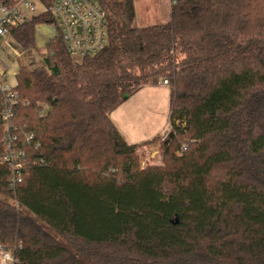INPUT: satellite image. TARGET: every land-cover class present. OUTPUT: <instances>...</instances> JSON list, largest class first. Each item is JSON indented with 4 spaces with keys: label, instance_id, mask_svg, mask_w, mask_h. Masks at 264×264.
Wrapping results in <instances>:
<instances>
[{
    "label": "trees",
    "instance_id": "1",
    "mask_svg": "<svg viewBox=\"0 0 264 264\" xmlns=\"http://www.w3.org/2000/svg\"><path fill=\"white\" fill-rule=\"evenodd\" d=\"M97 1L102 51L75 60L57 36L41 66L18 68L13 123L39 146L13 191L0 166V246L14 264H264V0H176L148 26L133 0ZM53 23L8 36L31 52ZM163 79L175 135L162 165L139 169L137 147L159 136L129 144L110 114ZM2 135L0 118V149Z\"/></svg>",
    "mask_w": 264,
    "mask_h": 264
},
{
    "label": "built area",
    "instance_id": "2",
    "mask_svg": "<svg viewBox=\"0 0 264 264\" xmlns=\"http://www.w3.org/2000/svg\"><path fill=\"white\" fill-rule=\"evenodd\" d=\"M176 0H170L174 4ZM48 13L54 20V37L60 36L67 54L81 60L97 55L108 43L106 14L97 0H51L45 5L41 0H0V37H8V29L19 27L32 18ZM166 85L167 80L163 79ZM16 84H9L0 75L3 122L1 138L0 166L9 169L8 188L13 191L23 180L28 169L27 147L38 148L34 134L20 129L13 123L15 106L18 102ZM28 104L27 101L24 102ZM46 106L38 108L39 116L46 114ZM186 149L182 145L180 151ZM42 164L41 161L33 162ZM0 264H14L12 251L0 246Z\"/></svg>",
    "mask_w": 264,
    "mask_h": 264
},
{
    "label": "rangeland",
    "instance_id": "3",
    "mask_svg": "<svg viewBox=\"0 0 264 264\" xmlns=\"http://www.w3.org/2000/svg\"><path fill=\"white\" fill-rule=\"evenodd\" d=\"M167 0H133L135 11V26L160 24L167 15ZM14 42L8 38L0 46V69L10 67L17 71L19 66L39 67L45 49L24 52L15 57ZM19 50V49H18ZM20 51V50H19ZM169 87L161 82L155 86H145L136 91L110 114V119L116 126L123 139L129 144H138L159 136L151 144H141L136 149V165L139 169L148 166H160L167 160L163 147L171 143L172 131L169 123ZM173 123L180 128L185 126V120L176 116ZM172 135L171 137L169 135ZM180 145L177 154H180ZM18 208V204L13 202Z\"/></svg>",
    "mask_w": 264,
    "mask_h": 264
},
{
    "label": "crops",
    "instance_id": "4",
    "mask_svg": "<svg viewBox=\"0 0 264 264\" xmlns=\"http://www.w3.org/2000/svg\"><path fill=\"white\" fill-rule=\"evenodd\" d=\"M165 3L167 5V15L164 18V20H160V22H158L160 24L166 23L169 20L171 3H170V0H167ZM54 35H55V31L53 29V26L51 25L39 24L35 26V29H34L35 49L36 50L45 49L46 45L54 38ZM8 38L9 36L6 39L0 37V46L6 43ZM11 51L15 57H18L19 55H22L24 53L22 51H19L16 46H15V49H12ZM2 59L3 58H0V61H3ZM18 68H17V71H18ZM17 71H13L10 67H7L6 70L0 69V75L1 74L3 75L4 80L7 83L16 84L15 77H16Z\"/></svg>",
    "mask_w": 264,
    "mask_h": 264
},
{
    "label": "water",
    "instance_id": "5",
    "mask_svg": "<svg viewBox=\"0 0 264 264\" xmlns=\"http://www.w3.org/2000/svg\"><path fill=\"white\" fill-rule=\"evenodd\" d=\"M127 98H128L127 95H124V96H123V100H125V99H127ZM169 136L171 137L172 135L170 134Z\"/></svg>",
    "mask_w": 264,
    "mask_h": 264
}]
</instances>
